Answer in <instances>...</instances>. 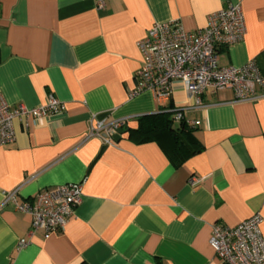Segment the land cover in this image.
Listing matches in <instances>:
<instances>
[{
    "label": "crops",
    "instance_id": "1",
    "mask_svg": "<svg viewBox=\"0 0 264 264\" xmlns=\"http://www.w3.org/2000/svg\"><path fill=\"white\" fill-rule=\"evenodd\" d=\"M237 2L245 35L220 48V64L254 58L264 75V0H0V93L11 105L34 107L50 94L65 104L15 121V140L0 147V203L14 189L18 201L33 202L65 183L83 188L65 226L49 233L30 234L31 215L4 204L0 264H222L212 225L235 226L256 212L264 238V96L237 101L233 89L208 88L204 105L192 106L181 82L168 100L150 90L132 95L138 42L154 23L178 20L194 31ZM169 106L203 145L179 166L157 141L127 132ZM126 116L110 142L89 136L94 119Z\"/></svg>",
    "mask_w": 264,
    "mask_h": 264
},
{
    "label": "built area",
    "instance_id": "2",
    "mask_svg": "<svg viewBox=\"0 0 264 264\" xmlns=\"http://www.w3.org/2000/svg\"><path fill=\"white\" fill-rule=\"evenodd\" d=\"M105 0H98L101 7ZM246 31L241 3H231L209 15L206 26L187 30L180 21L156 22L138 44L143 62L137 72V87L132 95L144 90L154 93L160 101L168 100L175 82H181L193 96L192 106L204 105L206 89H233L237 101H255L264 96V75L254 58L241 66L220 64L219 50L244 38ZM65 104L53 94L45 102L28 107L22 103L9 104L0 93V147L15 140V121L27 124L30 120L61 113ZM180 119V109H175ZM131 116L111 122L94 119L89 136L106 142L120 128L128 125ZM194 180L191 179L190 182ZM82 183H65L54 189L39 192L33 202L18 201V189L3 194L0 208L9 201L15 208L31 215L30 234L49 233L62 229L75 206L81 202ZM263 217L256 212L230 226L219 222L212 225L210 244L222 264H264V238L261 232ZM22 241V244H25Z\"/></svg>",
    "mask_w": 264,
    "mask_h": 264
},
{
    "label": "trees",
    "instance_id": "3",
    "mask_svg": "<svg viewBox=\"0 0 264 264\" xmlns=\"http://www.w3.org/2000/svg\"><path fill=\"white\" fill-rule=\"evenodd\" d=\"M171 106L151 115L138 118V125L128 129L130 138L145 142L155 140L166 152L174 166L181 165L188 158L203 149L202 143L195 136L193 129L183 120L173 125L175 110Z\"/></svg>",
    "mask_w": 264,
    "mask_h": 264
},
{
    "label": "water",
    "instance_id": "4",
    "mask_svg": "<svg viewBox=\"0 0 264 264\" xmlns=\"http://www.w3.org/2000/svg\"><path fill=\"white\" fill-rule=\"evenodd\" d=\"M118 131H119V132H123V131H124V129L120 128Z\"/></svg>",
    "mask_w": 264,
    "mask_h": 264
}]
</instances>
